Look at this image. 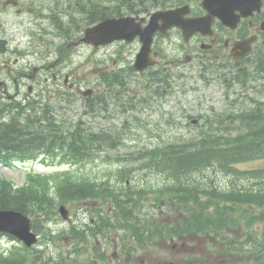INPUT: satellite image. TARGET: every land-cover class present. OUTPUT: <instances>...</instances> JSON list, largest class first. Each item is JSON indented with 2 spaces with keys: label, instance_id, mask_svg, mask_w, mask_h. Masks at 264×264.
I'll list each match as a JSON object with an SVG mask.
<instances>
[{
  "label": "trees",
  "instance_id": "16d2710c",
  "mask_svg": "<svg viewBox=\"0 0 264 264\" xmlns=\"http://www.w3.org/2000/svg\"><path fill=\"white\" fill-rule=\"evenodd\" d=\"M79 23L82 22L76 24ZM57 24L58 28L65 30L58 20ZM262 67V61H259L256 67L259 74L264 72ZM234 77L242 83L249 80L245 70L238 71ZM232 81L233 77H223L226 85H231ZM168 85L169 81L165 78L158 92L163 94ZM258 91L264 94V89ZM31 104L33 106H30V110H25V107L19 105V112H15L8 120L0 118L1 164L32 159L39 153L55 151H60L64 160L74 159L78 154L88 152L91 147H102L104 143L114 141L107 132H93L83 127L80 120L74 122L70 118H60L48 104ZM239 114L247 131L239 133L236 138L226 136L227 131L232 129L228 126V120L235 117L233 114H207L199 125L195 140L158 147L163 150L155 156L151 168L155 166L159 173L167 175L171 181L157 189L162 197L171 196L173 201L181 206L182 224H157L152 230L151 225L155 218L135 213L134 218L126 219V223H132L134 230L139 229V232L134 234L142 245L148 244L159 235L170 237L173 235L172 231L177 230L179 234L196 232L199 235L220 238V242H210L208 253L238 255L256 253L264 248V241H256L253 237L244 239L235 231L237 227L264 222V167L246 171L235 166L242 161L264 157V124H258L260 118L264 119V114L261 109L255 107ZM214 168L226 171L232 177L235 174L237 180L242 177L249 178L252 185L244 188H238L241 186L239 184L220 186L216 183L215 176H212L211 171ZM208 181L213 182L214 186L207 184ZM50 188L48 178L41 174L30 173L28 182L19 187H15L9 179L1 178L0 208H14L25 212L32 217L33 228L42 235L40 240L46 237L57 242L62 240V237L51 231L49 222L59 214L60 203L88 196L93 198L98 192L86 183H74L70 177L58 183L56 196L50 195ZM145 191L149 190H144L142 194ZM133 212L128 209V214L132 215ZM73 231L70 229L67 234H72ZM84 236L85 234L81 233L79 237ZM87 260L89 263V259ZM70 262L71 259L63 253L58 257L46 256L45 250L36 245L16 246L9 252L0 250V264ZM252 264H264V258L258 256Z\"/></svg>",
  "mask_w": 264,
  "mask_h": 264
},
{
  "label": "flooded vegetation",
  "instance_id": "af4514ba",
  "mask_svg": "<svg viewBox=\"0 0 264 264\" xmlns=\"http://www.w3.org/2000/svg\"><path fill=\"white\" fill-rule=\"evenodd\" d=\"M47 1V0H45ZM87 21L98 23L108 18L134 17L129 26L133 29L145 26L150 18L159 11L180 9L188 6V13L184 18L207 16L209 11L203 6V0H84ZM44 2V0H43ZM226 6L233 3L235 15L240 19L236 27L226 25L219 16L210 19V28L206 32L197 31L189 40L179 27H172L167 31L157 30L151 36L152 60L155 61L151 77L150 92L142 93L140 83L128 86L118 95L115 104L119 106L125 101L129 102L123 107L124 117L133 116V111L143 103L154 107L159 105L163 96L156 91L164 78L174 76V70L198 78L201 71H221L233 74V68L245 66L249 80L259 79L256 67L262 61L264 68V0H223ZM12 8L18 13L31 9L26 0H0V115L12 113L15 105L20 102H41L54 100L66 87L76 88L80 83L75 81L77 74L74 65L76 56L62 58L61 51L69 47L85 48L92 73L88 81L92 85L106 86L103 94L94 95L95 102L88 107L93 111L116 107L115 97L111 96L115 87H119L130 80L125 76L126 59L132 58L142 47V33L133 36V43L137 45L126 49L124 41H115L107 45H96L85 42L82 38L86 33L83 23L76 28H69L64 21L63 31L54 28L51 32H44L42 36L53 34L62 41L55 48H45L42 52L25 50L20 46L12 45L14 26L8 15ZM179 17V16H177ZM92 18V19H91ZM79 20L76 19V23ZM45 29L48 24L46 18L42 19ZM162 23V21H160ZM57 30V32H56ZM245 49L250 52L241 60L233 58L236 44L248 41ZM53 41H48V45ZM251 44V46H250ZM67 47V48H66ZM239 53L243 52L240 48ZM57 56V58H55ZM60 56V57H58ZM55 58V59H54ZM34 62H39L35 64ZM34 63V64H33ZM184 65V66H182ZM71 66V67H70ZM264 89V74H263ZM136 86V89L133 88ZM101 89V88H99ZM96 93V91H95ZM99 100L105 104L98 103ZM264 112V100L262 102ZM128 111V114L125 112ZM124 119V118H123ZM264 139V136H263ZM250 144V143H248ZM229 185H241L238 188L250 186V179L242 177L237 180L233 174ZM78 242H83L82 245ZM113 242V243H112ZM137 245V244H136ZM136 245H125L121 240H109L98 236L93 238H75L72 242L73 250L84 247L95 254L102 256L103 260H95V264H180L175 258H158L156 253L136 252ZM112 250V251H110ZM179 260L181 258L179 257ZM174 262V263H173Z\"/></svg>",
  "mask_w": 264,
  "mask_h": 264
},
{
  "label": "rangeland",
  "instance_id": "374dc122",
  "mask_svg": "<svg viewBox=\"0 0 264 264\" xmlns=\"http://www.w3.org/2000/svg\"><path fill=\"white\" fill-rule=\"evenodd\" d=\"M38 3L40 0H36ZM70 1L75 2L70 6V11L75 13L76 19L85 23L87 22V16L83 13H79V10L82 7H85L83 1L80 4H77L75 0H65L61 5V8H66ZM43 2V0H42ZM46 2H43V5ZM47 10V9H46ZM31 16L26 13H18L14 10L11 14L8 15V20H12L14 26L13 35V46L22 45L27 49L34 48L40 53L45 48H55L58 45L62 38H58L53 34L46 36L45 40L34 39L28 41V36H23L19 34L18 28L16 27V22L28 23V28L35 27V30L41 32H51L56 26V23L46 19L47 24H49V29H45V25L40 22L42 18H37L36 22L33 23ZM63 18L67 22V26H72V20L69 18L67 13H63ZM39 24V25H38ZM43 28V29H42ZM26 25L22 24L21 32H27ZM57 32V30H56ZM48 41H53V44L48 45ZM86 49H82L83 59L85 58ZM76 62L74 67L77 68L78 63L80 62L78 58H75ZM184 66V65H182ZM71 67V66H70ZM245 67V66H244ZM236 69V68H235ZM234 69V70H235ZM90 68L87 66L80 67L77 70V76L75 78L85 85L87 83V75ZM174 76L172 77V87L168 92V96L163 99V103L154 107H146L138 114L145 119L147 127L137 125L136 129L133 131H127L123 135V142L120 147L117 148H108L101 152L98 157L100 158V164H95L94 162L79 164V171L82 173H90L95 180H102L106 178L107 173L111 171H118L121 168H124V171H131L133 176L138 178V182L143 184V186L148 188H158L160 185L169 184L171 179L167 175L159 173L157 170L142 169L140 167V161L136 159L137 150L140 147L145 148H154L157 146H164L165 144L175 143L185 140L190 142L195 140L198 135L199 125L203 123L204 116L207 113L210 114H239L240 112L250 111L254 108V101L251 100V96H254L258 99H264V94H260L258 89L263 88V74H258L259 79L254 80V83L251 81L248 83V89L243 88L240 84L235 83L233 87L230 88V95L226 94V86L223 83L222 77L215 76L211 81L197 80L191 76L187 77L182 76L179 70H174ZM234 73V71H233ZM210 77V75H208ZM146 77V76H140ZM183 89V95L178 96V89ZM177 93V94H176ZM187 93V95H186ZM189 93V95H188ZM175 94L177 96H175ZM81 96L79 95L78 99ZM84 97V96H83ZM77 98L76 94L73 91H68L64 94L62 101H50L52 105L60 106V112L63 115L71 116L72 118L83 117L85 120H88L89 124L92 126L93 131L102 130V128H110V130L115 133L118 130V126L123 121L124 115L119 114L113 119V117H107L104 112L100 111L98 116L95 117L92 114L84 115V106L81 101L75 100ZM83 99V98H82ZM167 100H170L167 103ZM178 100L179 102H176ZM236 102V105L234 103ZM253 103V104H252ZM168 104V105H167ZM166 106V109H165ZM64 108V109H61ZM75 109L77 111L75 112ZM195 117H200L201 121L197 124L191 122ZM228 126L232 129L227 131L226 136L235 137L239 133L245 132V128L241 122L236 121L235 118L228 120ZM259 125L264 124V119L258 120ZM46 158V160H45ZM51 156L41 155L37 160L30 159L25 162H18L13 165H0V177L9 178L14 181L16 185H23L28 182L29 173L33 172L35 174H50L53 177H59L65 172H72L74 174V166L70 164H55L46 165L44 162H53ZM135 167V168H132ZM238 167L242 170H253L260 167H264V157L260 159H251L248 162L240 164ZM214 168L212 170V176H215L216 183L221 186H226L231 183L233 178L230 173L226 171ZM53 172V173H52ZM55 172V173H54ZM207 172V171H206ZM205 172V173H206ZM147 173V175H146ZM144 174V175H142ZM195 176V175H193ZM60 177L57 181V178L48 177V181L51 185L50 195H54L55 189ZM210 179V178H208ZM210 182V183H209ZM207 184L214 186L213 182L208 181ZM145 195V207L143 209V216H150L153 213L158 214L161 217V220L170 222V223H181V218L183 214L180 213L179 209L176 211L171 210L170 206H166V209L161 208V203L157 201L158 193L155 191H149L144 193ZM85 202L82 203H72L68 204V207L71 209L72 220L71 223L79 224L84 218ZM109 207V204L106 205V208ZM110 212H112L110 210ZM114 214V212H112ZM119 220L120 219H114ZM90 221V220H87ZM65 221L60 214H58L55 219L50 221L49 226L52 232L61 234L62 240L53 242L46 237L41 238L38 245V248L45 250V255H51L58 257L61 253L67 256H71V234H67V230L71 227V223ZM91 222V221H90ZM255 234L257 239L264 238V223L258 222L255 227ZM108 235V234H107ZM42 236V235H41ZM106 236V234H102ZM159 239L158 242H155L152 248L145 250L140 247V253H151L154 252L158 254V258L161 256H169L168 253H188L191 250L192 246H195L197 249L204 250L207 247H210L208 244V239L205 238L200 240L199 244L196 243L195 237L189 235L186 237L185 241L177 242H168L166 239L162 238L160 235L157 236ZM178 238V236H177ZM174 243H177V246H173ZM24 245L17 239H14L8 235H0V250L9 252L10 250L16 248V246ZM87 253L81 254L80 257L84 258ZM255 259L253 253H243L238 255H227L224 253L218 254H209L206 259L200 261L198 264H250ZM71 264V262H70Z\"/></svg>",
  "mask_w": 264,
  "mask_h": 264
},
{
  "label": "water",
  "instance_id": "95a60500",
  "mask_svg": "<svg viewBox=\"0 0 264 264\" xmlns=\"http://www.w3.org/2000/svg\"><path fill=\"white\" fill-rule=\"evenodd\" d=\"M231 1L233 2V0ZM205 6L208 7V9L210 10V14L218 15L222 19V21L227 25H232L233 20L236 18V17L233 18V14L231 12V10H233V3L231 5L218 8L213 5V0H205ZM167 15L168 14H164L163 18L166 19ZM127 20H128L127 18L109 19L92 28L108 27L109 23H113L117 28L124 29V27L128 26ZM201 20L202 19L192 21L190 25H188L189 29L196 22L199 23L198 28L203 29ZM153 29L154 27H152L149 24L145 29L137 28L136 30H133L134 32H146L143 33V39H144L143 50L145 49L150 50V43H151L150 37H151V33H153ZM123 36H127V34L122 33L120 35H115L106 41H110L115 37H123ZM90 38H91V31L88 30L84 39L88 41ZM60 212L64 219L66 220L70 219L69 218L70 211L65 205L60 206ZM0 232L9 233L16 236L18 239L22 240L27 246H32L38 241V233L32 229L31 218L20 210L9 209V208L0 209Z\"/></svg>",
  "mask_w": 264,
  "mask_h": 264
},
{
  "label": "bare ground",
  "instance_id": "6f19581e",
  "mask_svg": "<svg viewBox=\"0 0 264 264\" xmlns=\"http://www.w3.org/2000/svg\"><path fill=\"white\" fill-rule=\"evenodd\" d=\"M234 81H238V78H236V77L233 76V82H234ZM262 143H263V142H262ZM250 185H252V184L250 183ZM243 188H244V187H243Z\"/></svg>",
  "mask_w": 264,
  "mask_h": 264
}]
</instances>
